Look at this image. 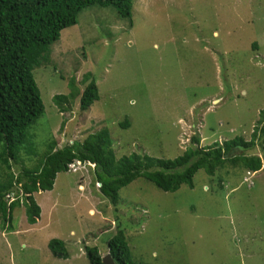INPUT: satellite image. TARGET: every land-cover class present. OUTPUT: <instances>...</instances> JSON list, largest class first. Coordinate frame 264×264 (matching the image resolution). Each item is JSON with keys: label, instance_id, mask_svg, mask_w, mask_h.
<instances>
[{"label": "rangeland", "instance_id": "374dc122", "mask_svg": "<svg viewBox=\"0 0 264 264\" xmlns=\"http://www.w3.org/2000/svg\"><path fill=\"white\" fill-rule=\"evenodd\" d=\"M50 51L33 70L44 106L29 129L35 161L52 139L62 148L102 128L116 158L173 159L192 136L200 147L249 141L264 111V0H132L130 20L96 5L62 30ZM86 74L99 99L86 112L76 99L60 113L53 97L68 94L70 79L84 88ZM93 170L58 174L52 191L34 194L41 209L35 225L23 208L15 211L6 226L13 230L0 229V264H89L85 246L103 258L116 224L135 264H264V164L252 177L242 167L212 177L200 170L192 189L174 193L136 179L118 192L110 220L100 211L110 203L92 195ZM89 219L98 233L85 240ZM53 238L64 242L68 260L52 257Z\"/></svg>", "mask_w": 264, "mask_h": 264}, {"label": "trees", "instance_id": "16d2710c", "mask_svg": "<svg viewBox=\"0 0 264 264\" xmlns=\"http://www.w3.org/2000/svg\"><path fill=\"white\" fill-rule=\"evenodd\" d=\"M96 5L112 8L121 19H131L132 0H0V229L4 232L13 230V225L6 226L13 224L14 214L19 213L15 211L20 208L27 224L35 225L41 209L34 194L52 191L57 175L71 173L68 166L73 163L76 166L79 163L77 168L84 170L89 169V164L94 166L91 191L99 201L110 203L100 208L107 220L116 210L118 192L136 179H144L162 192L174 193L182 185L192 189L193 177L200 170L210 177L226 166L255 173L264 164V111L249 141L234 137L222 144L214 142L200 147L199 136H192L190 145L173 159L136 153L116 158L109 132L102 128L83 141L62 148H57L52 139L46 152L35 161L29 129L44 114V106L33 70L49 60L50 47L59 40L61 31L75 26L78 15ZM83 80L84 88L70 79L68 94L53 97L60 113L69 111L76 99L79 109L86 112L99 99L98 87L90 75L86 74ZM129 126L127 121L121 124L124 129ZM254 148H258L260 156L244 154ZM33 161L36 164L32 163L29 169L25 167ZM14 165H22L17 175L12 171ZM96 184H100L97 192ZM10 197L14 199L8 203ZM87 224L85 240L98 233L90 232V227L95 226L96 230L99 227L90 219ZM47 248L53 258L68 260L63 241L50 239ZM107 249L114 264H135L124 231L117 224L115 234L107 241ZM84 251L89 264H103L96 247L85 246Z\"/></svg>", "mask_w": 264, "mask_h": 264}, {"label": "clouds", "instance_id": "9594fccd", "mask_svg": "<svg viewBox=\"0 0 264 264\" xmlns=\"http://www.w3.org/2000/svg\"><path fill=\"white\" fill-rule=\"evenodd\" d=\"M53 100V99H52ZM80 164L79 163H77V166H79ZM77 166L73 163V164H70L69 166H68V168L72 171V172H75V171H78V170H80V169H83V168H77ZM89 166H93V165H90L89 164ZM94 167V166H93ZM250 174H252V176L254 175V173L253 172H246V175L248 176V177H252ZM247 179L248 178H244V181L245 182H249V181H247ZM97 185H99L100 186V184H97ZM107 255H109V254H107ZM107 255H105V256H107ZM104 256V257H105ZM110 256V255H109ZM103 257V258H104ZM111 258V257H110ZM114 263V262H113Z\"/></svg>", "mask_w": 264, "mask_h": 264}, {"label": "water", "instance_id": "95a60500", "mask_svg": "<svg viewBox=\"0 0 264 264\" xmlns=\"http://www.w3.org/2000/svg\"><path fill=\"white\" fill-rule=\"evenodd\" d=\"M103 264H114L109 255L103 258Z\"/></svg>", "mask_w": 264, "mask_h": 264}]
</instances>
